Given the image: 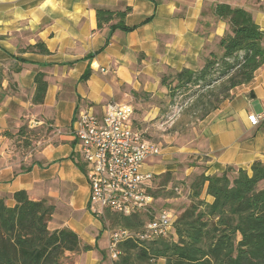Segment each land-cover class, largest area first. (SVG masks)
I'll list each match as a JSON object with an SVG mask.
<instances>
[{"label": "crops", "instance_id": "crops-1", "mask_svg": "<svg viewBox=\"0 0 264 264\" xmlns=\"http://www.w3.org/2000/svg\"><path fill=\"white\" fill-rule=\"evenodd\" d=\"M218 3L247 9L264 30V0H0V197L14 206L13 194L26 190L32 199L55 205L51 229L69 227L93 246L68 253L66 264H104L112 232L88 209L87 164L71 135L78 112L89 108L102 115L108 103L129 102L134 94L163 95V73L201 68L207 48L221 52L218 43L229 30L214 14ZM126 6L131 30L98 26V8ZM39 41L49 53L36 50ZM38 72L48 82L42 104L33 102ZM251 113L260 116L259 124L249 121ZM27 122L52 130L30 170H22L13 137ZM198 127L189 173L220 174L228 165L251 172L254 161L264 162V65ZM160 155L142 170L165 171Z\"/></svg>", "mask_w": 264, "mask_h": 264}, {"label": "trees", "instance_id": "trees-1", "mask_svg": "<svg viewBox=\"0 0 264 264\" xmlns=\"http://www.w3.org/2000/svg\"><path fill=\"white\" fill-rule=\"evenodd\" d=\"M130 11V6L98 8V26L112 23L111 29L131 30L125 24ZM214 14L229 25L218 43L221 52L209 51L199 69L184 67L161 76V84L171 97L180 91L189 92L188 97L192 98L189 111L196 113L199 120L228 99L233 88L250 82L256 70L264 65V30L252 13L243 7L218 3ZM35 48L49 53L42 41ZM89 76L90 70L82 79ZM47 88L45 74L38 72L34 103L44 102ZM3 95L0 93V100ZM133 123L143 130L135 119ZM47 130L52 127L48 125ZM26 135V127H22L16 137ZM31 166L29 163L22 170H30ZM172 176V172L154 174L146 192L156 199L161 193V189L153 187L157 179L165 177L159 183L162 187ZM190 187L192 201L177 214L171 235L120 241L118 256L112 264H160L161 260L163 264H264V162L254 161L251 172L228 165L220 174L198 173ZM13 197L14 206H8L0 197V264H66L68 253L93 248L69 227L51 229L55 205L48 199L34 200L26 190L16 191ZM151 208L128 215L108 209L101 220L105 225L109 220L111 230L125 228L139 232L154 218L149 216Z\"/></svg>", "mask_w": 264, "mask_h": 264}, {"label": "built area", "instance_id": "built-area-1", "mask_svg": "<svg viewBox=\"0 0 264 264\" xmlns=\"http://www.w3.org/2000/svg\"><path fill=\"white\" fill-rule=\"evenodd\" d=\"M135 108L129 102H110L102 115L86 108L78 112L71 135L79 144L87 164L86 177L90 185L88 209L101 218L105 210L122 214L146 210L154 201L146 192L152 172L143 171L144 164L161 154L162 147L153 142L144 130L135 127ZM253 125L260 116L248 115ZM179 190V187H176ZM176 219L168 208L160 209L139 232L119 228L112 230L109 251L117 258V245L132 237L153 239L167 235Z\"/></svg>", "mask_w": 264, "mask_h": 264}, {"label": "rangeland", "instance_id": "rangeland-1", "mask_svg": "<svg viewBox=\"0 0 264 264\" xmlns=\"http://www.w3.org/2000/svg\"><path fill=\"white\" fill-rule=\"evenodd\" d=\"M210 47L207 48V53L215 48L214 45H210ZM188 93L185 94L180 91L174 97L168 95V90L163 95L149 93L147 94L149 96H144L145 93H139L134 94V99L129 101L135 108L134 119L137 125L147 133L153 142L162 147L161 155L158 158L159 161H162L161 167L165 171L158 173V175L166 172L173 173L166 186L161 187L159 185L165 177L158 178L154 184L153 187L161 189V193L154 199L152 208L149 210V216L156 215L160 209L168 208L177 217V214H180L192 201L190 184L193 176L199 171L188 172L191 165L196 162L194 154L190 153V149L201 138L198 127L201 120L197 118L196 113L189 111L188 107L192 98L188 97ZM22 127H26V137H16ZM22 127L17 129L13 137V147L19 158H22L21 167H26L35 159L36 149L40 148L50 131L47 130L48 124L32 128L27 122ZM146 165H150V162L147 161ZM155 165L157 166V163L151 165L150 168L155 169ZM176 185L179 190H176ZM106 225V227L110 226L109 220L106 221ZM172 232L173 229L169 235ZM112 260L109 251L104 264H112Z\"/></svg>", "mask_w": 264, "mask_h": 264}]
</instances>
